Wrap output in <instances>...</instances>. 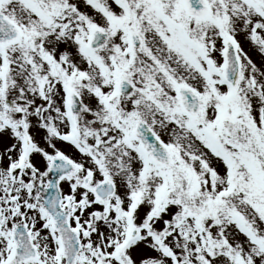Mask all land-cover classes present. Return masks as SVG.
<instances>
[{
	"label": "snow or ice",
	"instance_id": "6c2138e0",
	"mask_svg": "<svg viewBox=\"0 0 264 264\" xmlns=\"http://www.w3.org/2000/svg\"><path fill=\"white\" fill-rule=\"evenodd\" d=\"M0 264H264V0H0Z\"/></svg>",
	"mask_w": 264,
	"mask_h": 264
}]
</instances>
